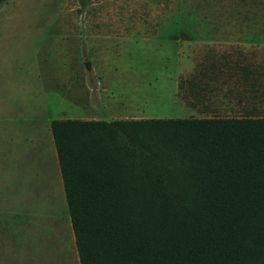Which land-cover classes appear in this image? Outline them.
Here are the masks:
<instances>
[{"label": "trees", "instance_id": "obj_1", "mask_svg": "<svg viewBox=\"0 0 264 264\" xmlns=\"http://www.w3.org/2000/svg\"><path fill=\"white\" fill-rule=\"evenodd\" d=\"M51 130L80 264H264V118Z\"/></svg>", "mask_w": 264, "mask_h": 264}, {"label": "rangeland", "instance_id": "obj_2", "mask_svg": "<svg viewBox=\"0 0 264 264\" xmlns=\"http://www.w3.org/2000/svg\"><path fill=\"white\" fill-rule=\"evenodd\" d=\"M179 2L203 14L264 13V0H6L1 4L0 264H39L35 263L38 239L46 264H79L51 121L86 119L91 88L99 97L103 87L95 59L99 46L91 43V29L123 27L130 20L153 25L159 14L176 13ZM169 31L164 29L154 38L129 35L120 44L111 41L110 53H121L118 60H111L112 67L122 70L105 96L116 92L114 100H135L140 107L131 111L134 115L171 118V95L169 102L160 69L175 56V43L165 39ZM87 62L92 63L89 69ZM92 105V116L125 119L114 117L113 110L102 113L99 103ZM43 133L46 163L45 156L37 153L43 147ZM26 136L34 146L29 155L23 153Z\"/></svg>", "mask_w": 264, "mask_h": 264}, {"label": "crops", "instance_id": "obj_3", "mask_svg": "<svg viewBox=\"0 0 264 264\" xmlns=\"http://www.w3.org/2000/svg\"><path fill=\"white\" fill-rule=\"evenodd\" d=\"M175 6L176 13L162 16L159 14V21L154 22L153 25L134 24V21L130 20L123 27L109 25L107 28L91 29V43L99 46V54L95 55V59L103 87L100 88L99 97L94 96L91 86L92 95L89 96L86 91L85 104L90 107L86 119H102L98 118L101 117L100 115L92 116L90 110L94 108L93 103H99L98 109L101 107L102 113L104 109L116 111L114 117L145 118L131 112L140 107L135 100L124 102L121 99L114 100L116 92L105 96L106 92L113 90V78L119 77L121 72L118 70H122L119 67H112L115 62L111 63V60L114 58L118 60L121 53L117 50L115 53H110L111 41L116 40L117 44H120L122 39L136 34L154 38L164 29L170 30L165 34V39L175 43V56L170 61L163 62L160 67L164 71L165 96H168L170 102L171 95V107L174 110V114L169 117L264 118V13L245 10L203 14L193 12V6L183 2ZM144 22L147 23L146 19ZM80 98L84 99L82 96ZM44 136L43 133V147L37 153L41 152V156H45L46 163L49 155L46 158ZM52 140L54 141V137ZM23 141H25L24 155L31 154L34 148L32 143H29L31 138L26 136ZM49 144L51 145L50 142ZM56 157L58 160L57 154ZM57 162L60 184L64 188L59 161ZM35 173L33 171L30 178L33 188L36 184ZM39 244L38 239L35 242L38 262L35 263L46 264V258L40 252L42 245Z\"/></svg>", "mask_w": 264, "mask_h": 264}, {"label": "water", "instance_id": "obj_4", "mask_svg": "<svg viewBox=\"0 0 264 264\" xmlns=\"http://www.w3.org/2000/svg\"><path fill=\"white\" fill-rule=\"evenodd\" d=\"M87 68H90V62L86 63Z\"/></svg>", "mask_w": 264, "mask_h": 264}]
</instances>
